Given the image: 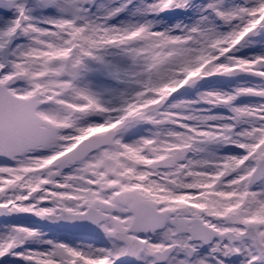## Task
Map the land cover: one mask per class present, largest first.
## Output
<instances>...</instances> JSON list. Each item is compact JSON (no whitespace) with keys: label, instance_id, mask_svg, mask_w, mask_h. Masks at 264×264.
Segmentation results:
<instances>
[{"label":"snow or ice","instance_id":"1","mask_svg":"<svg viewBox=\"0 0 264 264\" xmlns=\"http://www.w3.org/2000/svg\"><path fill=\"white\" fill-rule=\"evenodd\" d=\"M0 264H264V0H0Z\"/></svg>","mask_w":264,"mask_h":264}]
</instances>
